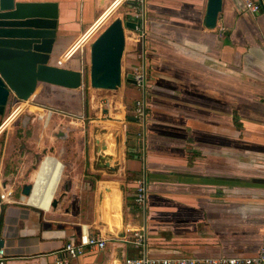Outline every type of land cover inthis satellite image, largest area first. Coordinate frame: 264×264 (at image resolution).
<instances>
[{
	"label": "crops",
	"instance_id": "1",
	"mask_svg": "<svg viewBox=\"0 0 264 264\" xmlns=\"http://www.w3.org/2000/svg\"><path fill=\"white\" fill-rule=\"evenodd\" d=\"M17 1L57 3L52 66L84 72L110 15L128 20L134 7L146 53L127 40L115 91L41 84L26 101L10 96L5 112L18 111L0 127L6 264H56L66 243L89 236L105 247L68 264L254 256L264 236V11L222 0L209 30L207 0ZM138 63L142 88L130 76ZM138 100L144 125L133 117Z\"/></svg>",
	"mask_w": 264,
	"mask_h": 264
},
{
	"label": "water",
	"instance_id": "2",
	"mask_svg": "<svg viewBox=\"0 0 264 264\" xmlns=\"http://www.w3.org/2000/svg\"><path fill=\"white\" fill-rule=\"evenodd\" d=\"M222 0H207L202 25L214 29ZM56 2L0 0V116L8 100L30 99L37 87L49 84L77 90L87 82L91 89L115 91L122 84L121 62L125 30L134 29L129 20L115 18L89 46L88 72L49 64L55 42ZM135 120V119H130ZM30 186L24 193L28 194Z\"/></svg>",
	"mask_w": 264,
	"mask_h": 264
},
{
	"label": "built area",
	"instance_id": "3",
	"mask_svg": "<svg viewBox=\"0 0 264 264\" xmlns=\"http://www.w3.org/2000/svg\"><path fill=\"white\" fill-rule=\"evenodd\" d=\"M118 0H114L117 2ZM130 0H120L119 3L126 2ZM133 1V0H132ZM112 3V4H113ZM245 9L257 13L259 11H264V1L260 0L254 2L252 0H244ZM130 22H133L134 29L125 30V44L128 40L136 50L140 51L139 58L144 60L145 48L143 46L144 34L143 24L144 18L137 7L133 8V14L128 18ZM128 33V35H127ZM140 33L141 36L139 35ZM137 35V36H136ZM129 36V37H128ZM136 36V37H135ZM131 38V39H130ZM137 45H140L138 47ZM131 47V46H130ZM82 71V70H81ZM131 78L133 82L139 87L142 88L145 84V74L142 68L141 63L135 64L132 68ZM146 103L144 100H138L134 103L133 107V117L140 123L144 125L147 118L146 112ZM18 108L13 110V113L17 112ZM7 121V120H6ZM127 121H123L121 124V131L126 132ZM11 192H1L0 193V212L4 204L9 203V197ZM146 198V186L144 182L139 181L136 188V197L135 202L139 205L144 204ZM132 239L129 240V243L135 248H142L144 246L145 235L141 230L134 231L132 234ZM106 241L103 238L96 236L81 237L76 241H70L66 243L61 249L60 253L63 259L56 261V264H68L70 260L75 259L76 257L82 255L86 250H102L105 247ZM7 259L4 257V251L0 249V264H6ZM125 264H264V236L260 242L259 249L254 256L251 257H232V258H207L199 259L196 257L192 258H169V259H154L148 258L146 256L137 258V259H127Z\"/></svg>",
	"mask_w": 264,
	"mask_h": 264
},
{
	"label": "rangeland",
	"instance_id": "4",
	"mask_svg": "<svg viewBox=\"0 0 264 264\" xmlns=\"http://www.w3.org/2000/svg\"><path fill=\"white\" fill-rule=\"evenodd\" d=\"M121 12H122L121 10H116L115 12H113V13L110 15V17L108 18V20L106 21L105 26L108 25V24H109L111 21H113L115 18H120L119 16H122V15H120V14H122ZM128 15H129V14H128ZM128 15H127V16H126V15H123L124 17L122 16V18H125V16H126V18H127ZM105 26H103V28H104ZM103 28H102V29H103ZM102 29H101V30H102ZM101 30H100V31H101ZM100 31H98V34L100 33ZM127 35H128V33H127ZM128 37H129V36H128ZM81 53H82V52H81ZM85 60H86V57L84 56V59L82 60V61H84V62H83V63H80V64H86V63H87V65H86V66H87V69L84 71V72L86 73V72H88V69H89L88 55H87V60H86V61H85ZM85 62H86V63H85ZM125 71H127V70L125 69L124 72H125ZM84 84H85V85H88L87 82H85ZM13 108H14V107H13L12 105H10V106L8 107L7 111L5 112V114L1 116V119H0V127H1L2 124L5 123L6 120L9 119V117L13 114V110H14ZM0 133H1V132H0Z\"/></svg>",
	"mask_w": 264,
	"mask_h": 264
}]
</instances>
